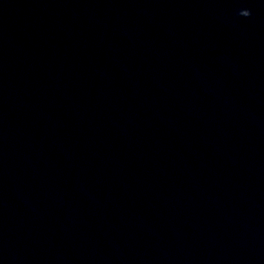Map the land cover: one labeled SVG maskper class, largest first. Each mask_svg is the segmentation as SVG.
Here are the masks:
<instances>
[{
	"label": "clouds",
	"instance_id": "obj_1",
	"mask_svg": "<svg viewBox=\"0 0 264 264\" xmlns=\"http://www.w3.org/2000/svg\"><path fill=\"white\" fill-rule=\"evenodd\" d=\"M238 14L241 15V16L247 17V16H249L251 13H250V11L247 10V9H242V10L239 11Z\"/></svg>",
	"mask_w": 264,
	"mask_h": 264
}]
</instances>
